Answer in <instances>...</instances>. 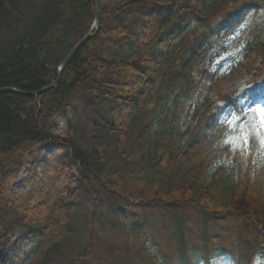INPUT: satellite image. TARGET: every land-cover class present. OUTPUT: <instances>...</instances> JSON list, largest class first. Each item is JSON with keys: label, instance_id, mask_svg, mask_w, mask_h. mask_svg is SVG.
Here are the masks:
<instances>
[{"label": "trees", "instance_id": "obj_1", "mask_svg": "<svg viewBox=\"0 0 264 264\" xmlns=\"http://www.w3.org/2000/svg\"><path fill=\"white\" fill-rule=\"evenodd\" d=\"M246 1L100 0L99 31L57 86L33 94L57 79L61 62L91 31L94 0H0V89L27 93H0V264H93L82 218L90 229L101 204L126 217L119 201L165 212L182 245L180 264H194L185 243L190 209L207 253L211 222L242 215L250 223L236 233L238 249L226 263L254 264L264 247L260 135L250 127L245 154L227 140L231 127L218 115L208 113L199 125L198 110L182 132L168 106L172 95L206 81L238 107L189 37L191 28ZM258 65L264 39L253 32L236 67L252 74ZM75 96L86 113L81 123L69 112ZM46 144L62 150L55 169L66 168L65 179L10 196L11 182Z\"/></svg>", "mask_w": 264, "mask_h": 264}, {"label": "rangeland", "instance_id": "obj_2", "mask_svg": "<svg viewBox=\"0 0 264 264\" xmlns=\"http://www.w3.org/2000/svg\"><path fill=\"white\" fill-rule=\"evenodd\" d=\"M191 30L189 41L203 46L207 68L217 72L224 94L233 96L238 107L220 99L214 83L204 81L196 92H177L171 96L168 104L171 119L184 132L192 124L198 110L199 125L208 113H214L231 127L227 140L245 154L248 151L250 127L256 128L264 147V65H258L260 69L252 74L239 71L236 67L242 57L244 42L250 34L256 32L264 39V0H247L229 6L205 27L196 26ZM205 101L210 104L206 110L202 107ZM71 103L70 115H75V119L81 123L80 119L84 120L86 113L78 96ZM36 154L34 163L27 165L19 177L11 182L10 196H22L32 186L45 188L54 180L65 179L64 173H68V170L62 167L59 171L55 169L62 150L46 144L37 148ZM73 171L77 173V170ZM31 176L35 178L33 182L30 181ZM118 205L126 217L114 214L106 204H101L100 221L90 217V229L82 218L83 229L86 226L84 231L88 233L85 242L91 241L94 246L93 264H180L182 245L175 227L165 220V212L162 214L155 206L140 205L135 201H119ZM188 213L191 218L185 228V243L194 264H207V255L211 264H227V258L238 249L236 233L242 229V225L250 223L249 220L242 215L231 214L217 223L212 221L207 253L196 212L190 209ZM32 238L27 236V240ZM254 264H264V247L260 249Z\"/></svg>", "mask_w": 264, "mask_h": 264}, {"label": "water", "instance_id": "obj_3", "mask_svg": "<svg viewBox=\"0 0 264 264\" xmlns=\"http://www.w3.org/2000/svg\"><path fill=\"white\" fill-rule=\"evenodd\" d=\"M95 3V7H96V17H95V21H94V25L91 29V31L69 52V54L64 58V60L61 62L60 64V70H59V74L57 79L49 86L43 88L42 90L33 93V94H40L44 91H47L48 89L57 86V84L60 81L62 72L64 71L66 65L68 64V62L71 60V58L76 54V52L78 51V49L92 36H94L100 29L101 23H102V12H101V3L100 0H94ZM6 91H12V92H21L15 88H2L0 89V93L6 92ZM21 93H25L26 92H21ZM30 94V93H29Z\"/></svg>", "mask_w": 264, "mask_h": 264}]
</instances>
